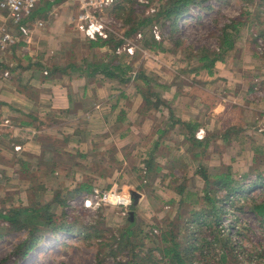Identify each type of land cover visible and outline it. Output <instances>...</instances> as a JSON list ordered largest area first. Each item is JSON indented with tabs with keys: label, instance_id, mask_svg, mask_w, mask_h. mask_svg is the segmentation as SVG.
<instances>
[{
	"label": "rangeland",
	"instance_id": "rangeland-1",
	"mask_svg": "<svg viewBox=\"0 0 264 264\" xmlns=\"http://www.w3.org/2000/svg\"><path fill=\"white\" fill-rule=\"evenodd\" d=\"M125 2L120 5L123 6ZM166 3L167 0H150L147 5L136 4L134 8L142 16L153 18ZM206 5L204 8L192 7L191 12L180 20L181 30L178 35L186 48L184 50L182 47V51L175 50L169 37L164 41L165 51L146 49V35L148 34L147 38L152 35L161 42L163 35L168 33L167 28L154 21L140 32L126 36L129 27L123 20L113 17V9L106 13L110 22L108 39L114 35L117 41L124 40L123 45L115 51L117 42L109 48L91 50L87 44L92 39L81 35L73 24L77 15L75 5L76 11L75 14L71 13L69 25L74 39L62 46L61 51L50 53L49 65L65 67L74 62L77 66L85 67V61H100L107 55L117 56L114 60L132 66L133 70L127 73V77L132 79L128 84L108 79L113 82V106L119 105L116 104L117 101L122 103L121 108L116 113L112 112L106 122H109L110 130L125 132L129 124L135 121L136 124L131 125L129 130L134 133L133 139L138 141L146 136L147 125L167 126L164 142L157 140L169 162L165 160L163 166L154 164L155 170L160 172L156 175L149 173L145 161L149 158L146 157V150L150 147V142L145 139L142 145L147 147L139 149L140 152L131 157L128 164L119 166L110 152L116 146L115 139H112L108 141L109 149H103L105 155L108 152L110 156L107 154V157H100L103 162L95 164L90 163L97 159L92 157L84 160L89 161L87 164L74 166V162L84 158H74L76 156L71 154L69 158L66 154H60L65 157V164L56 165L55 168L51 163L37 161L34 163L36 172L23 176L16 167L0 164V169L6 176L0 184V209H6L7 213L11 208L32 206L41 208L44 215L47 213L53 216L48 231L38 235L36 245L24 259H19L13 253L29 237V230L20 229L18 222L11 223L0 219V264H153L142 262L149 255L156 256L158 264H165L163 250L172 248L173 242L171 237H166L167 241L163 242V236L172 233L168 229L171 224L178 229L177 243L183 245L182 251H187L186 260L189 264H264V221L251 210L254 204L264 201V191L261 187H250L259 174L264 176V143L253 135V131L259 136L264 133V117H258L256 123L254 120L243 124L241 122L237 125L239 128H234L242 133L238 142L231 148L224 149L218 144L212 145L208 156L198 159L201 164L192 158V143L187 141V137L180 141L176 134L175 131L181 129V126H171L174 119L190 122L195 117L208 122L216 130L229 127L233 123L232 117L236 118L238 124L248 107L251 110L247 112H252L253 108L257 110L264 107V0H254L252 4L247 0H222L219 3L214 0L211 8L207 9ZM72 6L66 8H73ZM126 6L129 7L128 2ZM57 10L60 12V9ZM50 14L56 16L59 13L52 9ZM242 15L248 18V21L244 20L246 29L239 34L232 51L223 60L217 61L212 74L196 70L198 61L190 59V53L198 54L202 48L218 51L220 28ZM31 28L34 31L35 28ZM109 61L107 58L104 62L107 64ZM140 70L145 71L153 81L144 90L154 94L149 96L152 104L150 102L148 107L145 106V100L134 82V77ZM71 76L78 77V73L74 71ZM102 77L103 75L97 76L98 79H103L102 83L109 82ZM157 84L162 88L157 87ZM132 109L138 112L129 114L126 123L121 124L116 120L122 110ZM8 122V117L0 119V123L7 127ZM3 125L0 127V140L4 141L0 145L5 142L4 146L7 148L11 144L12 133L5 130L7 127L4 129ZM77 125H83L80 127L84 128V124L73 123L67 125L66 129ZM88 126L96 127L95 130L98 131H94L95 134H102L103 119H89ZM140 129L143 133L138 134ZM39 135L44 134H34L36 138ZM175 135L179 138V144L170 138L175 139ZM49 136L55 138L45 135ZM63 136L65 137L64 133ZM202 137L205 139L206 134L197 133V139ZM59 140L61 145L62 141ZM96 142L99 148L103 147L104 138H97ZM128 142L132 144L130 138L125 141ZM256 150L261 151L262 155H255ZM16 153L23 154V150ZM1 156L7 160L14 158V155ZM26 159L29 160L27 157ZM199 165L212 176L230 168L234 179L243 187L242 191L234 196L230 195L228 201L222 203L217 221L212 222L205 212L202 213L206 208L203 203L194 206L187 199L191 194L203 195L205 182L197 173ZM54 169L56 170L53 171ZM74 170L88 174L87 176L79 172L83 175L82 182L92 179L95 188L103 192L119 193L130 199L131 203L127 206L103 204L97 209L86 208L83 196L73 194L80 184L75 180L77 176H73ZM245 175L248 176L242 179ZM113 176L116 178L113 179ZM176 186L187 188V196L184 198L188 203L183 207L178 203L181 197L176 194ZM226 193L219 191L218 196L225 199ZM172 200H175L174 205L170 204ZM62 202H65L64 207ZM192 209L201 212L202 219H191ZM179 213L183 216L180 219ZM61 226H73V232L58 230ZM128 226L134 233L125 237L123 242L134 247L137 255L129 247L120 246L124 228ZM216 230L221 237L215 238ZM187 236L190 238L187 239ZM205 240H208L207 243ZM134 255L136 256L133 258Z\"/></svg>",
	"mask_w": 264,
	"mask_h": 264
},
{
	"label": "crops",
	"instance_id": "crops-1",
	"mask_svg": "<svg viewBox=\"0 0 264 264\" xmlns=\"http://www.w3.org/2000/svg\"><path fill=\"white\" fill-rule=\"evenodd\" d=\"M41 4L43 14L36 19V24H33V27L35 28L32 35L33 44L27 45L23 41L20 42L13 46L0 61V119L8 117L9 126L7 127L5 125L3 128L5 129L7 127L5 130H9L10 134L12 133L10 146L5 148V142L0 145V155H14L17 156V158L27 161L26 155L29 154L27 155L29 158L28 164L31 165L37 162L39 157L42 158L43 149L41 141L44 139L45 135H52L53 137L60 139L59 141H62L64 133L65 137H69V143L61 144L60 153L63 155L66 154L69 158L71 155H75L76 157L74 158H84L74 162V166L87 164L89 161L84 160L92 157L97 158L96 160L90 161L92 164L103 162V160H100L99 158L103 156L107 157V154L110 156L108 152L105 155L103 149H109L110 146L108 141L112 139H115L116 146H113L114 148H112L110 152L115 158V163L119 166L128 164L129 159L140 152L139 149L147 147L142 145L145 139H147V141L149 139L150 142V147L146 150V157H149L148 160L152 159L157 166H163L165 160L169 162V159L166 158L164 151H162L159 146L161 141L164 142L163 136L167 126L147 125V129H145L146 138L141 137L139 138V141L133 139L134 133L129 130L131 125L136 124L135 121H132V124H129V127L125 132H115L110 130L108 127L109 122L106 121H108L112 112L116 113L118 108H121L120 104L122 103V101H117L116 104L119 105L115 107L114 104L113 106L112 103L113 98L115 99V95H113L114 90L111 88L113 82H110V80L105 79L109 82L102 83L103 79L101 80L97 78L91 83L86 79L66 77L63 78L62 81H45V74L47 75L46 71L51 67L49 65V59H51L49 58L50 53L61 51L60 48H62V46H65L74 39L72 31H69V25L71 23V13L76 11V8L73 0H42ZM68 4L71 6L73 5V8H66L69 6ZM52 9L56 10L59 14L51 16L50 13L52 12ZM57 9H60V12ZM7 15V12L0 10V37L3 28H14L11 21L8 20ZM42 22L44 23V26ZM39 25H42V27H39ZM6 73H8V76L5 75ZM25 86H29V89H24ZM248 110L251 109L248 107L247 111ZM244 111L246 114L245 116H242L241 120H238V124L235 121L236 118L232 117L233 123L230 124L229 127H233L234 129L237 125H240L241 122L243 124V122H253V120L254 123H256L258 117H264V107L257 110L253 108L252 112ZM137 112L138 111L133 109L126 111L122 110L120 116L116 120L120 121L121 124L126 123L129 114H136ZM229 112L233 113L232 111ZM4 114L7 116H4ZM99 117L103 119L104 127L101 129L102 134L97 135L94 131L98 130H95L96 127L93 128V126H88V121L89 119L93 121V119ZM34 119L35 122H33ZM97 121L100 122V120ZM32 122L33 125H27ZM73 123L84 124V128L80 127L83 125H77L66 129L67 125ZM185 124L197 125L198 130L195 131L196 135L199 132H203V134L205 133L206 137L208 133L217 134V141L212 140L210 142L208 151L209 149H212V145L214 144H218L219 147L224 149L231 148L236 142L235 139L230 141L222 137V135L228 130H231V128L220 127L215 130L208 122L200 121L195 117L193 118V121L190 122L179 118L174 119V122L171 125L172 128L181 126V129L179 128L175 131L180 137V141H183L185 137H188V132L184 127ZM1 125L3 124L0 123V127L2 128ZM49 125L50 127H48ZM140 130L141 131L137 132L138 134L143 133V130ZM170 133L171 132H169V134ZM34 134L44 135H39V137L36 138ZM177 135H175V137ZM253 135L257 138H252L260 139L264 143V133L259 136L253 131ZM102 137L104 138V148L102 146L99 148L96 139ZM239 137L241 138V135H239ZM128 138L131 139L132 144H129L131 142L125 143ZM170 138L176 144H179L178 137L175 139H173V137ZM157 139H160V142H158ZM198 140L205 141L204 137ZM2 141L4 140H0V143ZM64 141L66 142V138H64ZM14 146H20L23 150V154L16 153L17 151ZM190 150L193 151V148H190ZM208 151L205 156H202L203 159L208 156ZM58 155L59 156L56 157L58 162L56 160L55 163H57V165L65 164V157L60 154ZM46 156L48 157V160L44 159V161H46L44 163H49V153ZM192 158L196 160L197 163L201 162L195 159L194 154H192ZM223 158L224 155H222V159ZM67 163H69V161H67ZM55 170L56 169L53 171ZM35 172V167H32L29 171L30 174ZM79 172L82 171L74 170L73 172V176H77L75 179L77 183H81L83 180V175H80ZM82 173L85 174V172ZM54 174H57V172ZM85 175L88 176V174ZM113 177V179L116 178V176Z\"/></svg>",
	"mask_w": 264,
	"mask_h": 264
},
{
	"label": "trees",
	"instance_id": "trees-1",
	"mask_svg": "<svg viewBox=\"0 0 264 264\" xmlns=\"http://www.w3.org/2000/svg\"><path fill=\"white\" fill-rule=\"evenodd\" d=\"M126 1V2H125ZM125 4L123 6L117 5L114 8H112V15L117 20H123L124 24L129 27L126 36H131L137 32H140L141 30L145 29L148 25H151L154 21H157L160 23L163 27L167 28L168 33L166 35H163V40L161 42L157 41L155 37L152 35L147 38H145L144 47L146 49H150L153 51H165L163 50L164 41L167 39L166 37L171 38V42L173 46L175 47V50L182 51L183 42L180 40V36L178 35L180 33V26L179 22L182 18L185 17L188 13H190V9L192 7H199L204 8L206 5V8H211V2L214 0H167V3L165 5L161 6L160 12L153 16V18H148L146 16H142V13L137 10V8H134L137 3L135 0L134 2L131 0H125ZM218 3L222 2V0H215ZM251 4L254 2V0H247ZM263 1V0H261ZM123 2V3H124ZM127 2L129 3V7H127ZM122 3V4H123ZM42 4L38 6L36 11L33 13V15L30 18V24L33 26L36 19L38 17H41L43 12L41 9ZM140 6V4H138ZM137 6V5H136ZM246 16V14L244 13ZM244 15L241 17L243 18H235L229 21V23H226L221 27V37H220V44L218 51L216 50H207V48H202V50L198 53H190V59L194 58L198 61V66L196 70L199 71H207L209 74L213 73V69L215 68V65L217 61H221L224 59L225 55L228 54L232 49L235 47L236 40L239 37V34L242 33V30L246 29L245 21H248V18H244ZM247 15H251L247 13ZM36 24V23H35ZM245 25V28L242 29ZM116 44V47H114V51L123 45L124 40L117 41L115 36L112 35L109 39L103 40L98 39L97 41H90L88 43V48L91 50L95 49H103L106 47L113 46V43ZM184 50H186L185 47H183ZM192 49L189 50L191 52ZM170 51V50H169ZM110 60L105 64V60ZM114 58H118L117 56H109L105 55L103 59L96 62H88L85 61L86 66L81 67L74 64H69L65 67L61 66H51L49 67L45 74V81L53 82L54 80H63V78L69 77L72 78V73L75 71L78 73V77L80 79H86L87 81H90L93 83L95 79H97L98 75H103L104 78L110 79V80H118L122 84H128L132 81L131 77H127V73L133 70L132 66H128V64H123L122 62H119L117 60H114ZM134 82L138 85V92L143 96L145 100V106L148 107L151 100L149 98L152 92H145L144 90L148 88V86L153 82L152 79L146 74L145 71L140 70L137 75L134 77ZM160 85L157 84V87ZM29 86H25L24 89H29ZM162 88V87H159ZM165 89V87H164ZM152 90V89H151ZM72 101V98H71ZM152 104V102H151ZM149 109L147 108L146 111ZM73 113V112H71ZM35 122V119L33 120ZM32 123H28L27 125H33ZM185 129L188 132L187 141L192 143L193 148V154L195 159H200L202 156H205L208 151V146L210 145V142L212 140L217 141V134H207V137L205 138V141H200L196 138L195 131L198 130L197 125L193 124H185ZM242 133L239 130L231 129L228 130L222 137L227 140L235 139L236 142H238L239 135ZM64 138H66V142L64 141ZM57 139V140H56ZM69 137L63 136V144L69 143L68 141ZM206 142V143H205ZM235 142V143H236ZM42 143V149H43V155L42 158L39 157L38 161L41 163H44V159L48 160V157L46 156L48 153L50 155V162L52 166L56 168L57 163L56 157L57 153H60V144L58 143V138H52V137H44L41 141ZM255 155H262L261 151H254ZM27 154V153H26ZM29 155V154H27ZM26 157L28 158V156ZM201 156V157H200ZM28 160H22L20 158H17V156H14L13 160H7L3 156L0 155V164L4 165L5 167L11 166L16 167V170L21 173V175H28L30 169L34 167L36 164H28ZM48 163V164H49ZM201 164V162L199 163ZM154 162L152 159H149L146 162L147 170L149 173L157 174L160 171L155 170V167L153 166ZM257 172V171H255ZM52 173V172H51ZM199 173L204 182H205V188L203 190V195H195L191 194L188 195V202L192 203V205H200V203H203L206 207L203 211L208 215V218L213 222L217 221L219 219L220 213L219 209L222 205V203L228 201L229 196H234L239 191L243 190V187L240 185V183L234 179L232 170L230 168H225V171H221L218 174L212 176L211 174H208V171H205L201 168L199 165ZM258 173V172H257ZM248 175H245L242 177V179H245ZM154 178L156 176H153ZM175 183V182H174ZM250 187H261L264 191V176L263 174H259L257 180L253 182ZM95 186L93 185L92 179H87L86 182H82L78 185L77 189L73 192L74 196H84L86 194L91 193L94 190ZM186 186H176L175 191L176 194L181 197V200L178 202L182 207L186 205L188 202L184 198L187 196L186 194ZM219 191H224L226 193V198L222 199L220 196H218ZM72 195V194H70ZM190 200V201H189ZM237 200V198H236ZM237 202V201H234ZM175 200H172L170 204L174 205ZM257 203V202H255ZM261 204H254L251 207V210L261 219L264 221V201L260 202ZM63 207L65 206V202H62ZM134 208V206H132ZM48 208H51L49 206ZM135 209V208H134ZM194 209V208H193ZM190 211L191 219H202L201 218V212H197L194 210ZM6 209L2 208L0 209V219H3L5 221H9L11 223L18 222L20 224V229H28L29 230V237L25 239L14 251L13 255H16L19 259H24L34 248L36 245L38 235L46 233L48 231V228L52 225L53 222V216L48 215L47 213L44 215V211H41V208H33L32 206L29 208H11L6 213ZM49 212V210H47ZM180 219L183 217L180 213L178 214ZM219 222V221H218ZM217 222V223H218ZM172 228H168L169 231H172V233H167L163 236V242H166V237H171L172 239V248H165L163 250L162 256H163V262L165 264H189L187 262V251H182L183 245L177 243L178 239V229L174 228L173 224L170 225ZM60 231L65 232H73V226L66 227L61 226L57 228ZM133 231L131 230V227L128 226L127 228H124V233L121 238L120 246L123 245L124 247L130 249V251L133 254L137 255L136 249L134 247H131L129 243H124L123 239L125 237H129L133 235ZM215 238L221 237L220 233H218V230H216V234H214ZM2 235L0 234V238ZM190 238L187 236V239ZM206 243L208 240H205ZM228 243V241H227ZM112 254H115V252H112ZM134 255L133 258L136 256ZM143 263L151 262L153 264H158V258L153 255H149L148 258L143 259Z\"/></svg>",
	"mask_w": 264,
	"mask_h": 264
},
{
	"label": "built area",
	"instance_id": "built-area-1",
	"mask_svg": "<svg viewBox=\"0 0 264 264\" xmlns=\"http://www.w3.org/2000/svg\"><path fill=\"white\" fill-rule=\"evenodd\" d=\"M77 5V15L73 19L78 32L92 40L109 37L110 22L106 13L123 0H73ZM140 5H147L150 0H136ZM42 0H0V10L7 12V18L14 28H3L0 37V61L1 58L15 45L24 42L27 45L33 44V28L30 18L36 11ZM8 76V73L5 74ZM8 124V123H7ZM6 125V124H5ZM3 125V126H5ZM7 126V125H6ZM15 150L21 151L20 146H14ZM5 174L0 169V184L4 181ZM83 204L88 209H97L103 204L113 206H127L131 200L113 191L103 192L98 188L83 196Z\"/></svg>",
	"mask_w": 264,
	"mask_h": 264
}]
</instances>
